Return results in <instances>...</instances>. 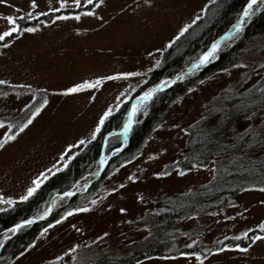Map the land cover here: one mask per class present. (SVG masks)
<instances>
[{
	"label": "rangeland",
	"instance_id": "1",
	"mask_svg": "<svg viewBox=\"0 0 264 264\" xmlns=\"http://www.w3.org/2000/svg\"><path fill=\"white\" fill-rule=\"evenodd\" d=\"M216 1L79 0L76 5L64 0L61 7V0H0V33L14 26L9 15L19 27L5 36L9 40L0 39V211L34 195L87 149L106 118L120 113V127L108 132L99 156L89 160L72 186L41 201L32 219L12 228L15 234L21 225L42 222L35 241L4 264H264V229L259 227L264 224L263 189L240 192L224 208L176 220L161 240L162 251L132 256L135 248L159 242L152 220L165 210V201L213 178L212 162L184 173H164L166 165L183 160L190 145L188 128L207 114L215 120L223 94L231 96L229 108L238 104L239 96L250 100L242 101L247 105L241 116L264 106L259 93L245 97L264 78V31L248 36L245 31L264 5L243 30L224 40L227 45L241 39L244 43L229 63L205 71L219 57L222 42L205 67L180 74L217 37L205 50L189 54L187 68L161 79L153 75L165 52L191 25L210 20ZM174 76V83L184 86L156 119L142 147L130 161L113 160L103 175L110 159L126 146L136 114L147 110L142 93ZM78 84L79 90L64 91ZM137 99L141 102L133 124L127 134L120 133ZM245 121L241 119L242 126ZM110 133L121 136V145L115 140L106 153ZM29 188H34L31 194ZM75 195L84 196L73 206L69 201ZM4 232L3 243L10 237L8 229ZM244 239L250 242L241 245Z\"/></svg>",
	"mask_w": 264,
	"mask_h": 264
},
{
	"label": "trees",
	"instance_id": "2",
	"mask_svg": "<svg viewBox=\"0 0 264 264\" xmlns=\"http://www.w3.org/2000/svg\"><path fill=\"white\" fill-rule=\"evenodd\" d=\"M245 2L247 0H217L216 4H213L215 11L210 20L203 25L200 24L202 22L191 25L189 31L185 32L165 52L162 67L159 70H154L153 75L169 77L185 69L189 54L205 50L215 38L226 32L237 19L239 11L244 8ZM245 31L247 36L264 31V7L253 16ZM10 38L12 37H5L4 41ZM242 40H238L233 45H227L225 41L222 44L224 47L222 46L223 48L219 50V57L205 71L221 68L229 63L234 54L244 48ZM183 86V82H175L171 87L158 92L148 103L145 102L144 107L147 110L143 111L141 108L140 113L136 114L126 146L110 159L103 175L106 174L116 158V162L132 160L138 149L142 147L145 136L156 119L169 104L173 95ZM256 86L251 88L249 93H245V97L252 96L251 98H253L258 93L264 96V78ZM239 97L241 99L237 102L238 104L229 108L228 104L232 103L229 101L231 96L223 94V102L216 105L219 107V113H216L215 120H209L213 119L214 115L207 114L204 119L188 128L190 145L182 158L183 160L166 165L164 173H170L173 170L184 173L190 169L205 167L212 162L213 178L208 183L193 186L183 195L165 201V210L152 220L160 234L159 242L155 240L135 248L132 256L143 258L146 253L162 251L163 237L170 232L169 230L176 220L184 216L190 217L195 211L224 208L229 204L231 198L240 192L250 189L264 190V106L258 107V111L253 108V111L250 110L241 116L242 109L250 100H245L242 96ZM243 100L247 103L243 104ZM144 113L146 114L144 115ZM119 114L117 112L106 118L87 149L75 157L63 170L48 178L34 195L23 201H15L9 209L0 211V238L5 234L6 229H8L7 234L10 235L4 243L0 241V245L3 243L0 250V264L18 256L35 241L41 230L42 222L21 225L15 234H13L12 228L20 221L32 219V214H35V208L41 201L49 200L53 193L65 191L72 186L74 181H71L85 169L89 160L94 156H99L104 137L108 132L112 128L120 127ZM241 119L246 120L245 126H242ZM116 124L119 125L113 127ZM120 137L119 134L113 133L108 137L106 153L115 146L112 145L115 140L118 142L116 145H121ZM82 196H72L70 204L75 206ZM239 242L242 243L241 245H246L250 240L244 239ZM192 250L194 249L192 248Z\"/></svg>",
	"mask_w": 264,
	"mask_h": 264
},
{
	"label": "snow or ice",
	"instance_id": "3",
	"mask_svg": "<svg viewBox=\"0 0 264 264\" xmlns=\"http://www.w3.org/2000/svg\"><path fill=\"white\" fill-rule=\"evenodd\" d=\"M84 2H85V3H91V0H84ZM32 3L35 4V0H32ZM73 3L76 4V5H79V0H73ZM254 3H256V0H248V3H247V5L245 6V10H244V16H248V15H250V9H251V7H252V5H253ZM61 7H64V0H61ZM28 18H31V17H28ZM77 18H79L78 15H77ZM7 20H8L12 25H14V26H13V27H10V28L8 29L7 32L0 33V39L4 38L5 36H9L11 33L16 32V31L19 30V27H18V25H17L16 19H15L12 15L7 16ZM241 26H242V25L239 24V23L236 24V25H234V32H235V31H238V30L240 29ZM185 27H187V26H185ZM28 30H29V31H33L34 29H28ZM183 30H184V29H181V31H183ZM230 35H231V33H225V37H228V36H230ZM218 45H219V42H218V41H217V42H214V43L212 44L211 48H210L208 51H206L205 53H203V55H202V56L200 57V59L197 61V64H199L200 62H207V60H208L212 55H214L216 49L218 48ZM193 67H195V65H193ZM117 75H120V76H127V75H131V73H119V74H117ZM97 82H99V81H97ZM83 83H84L85 85L91 86V85L89 84V82H87V81H84ZM161 83H163V82H161ZM159 86H160V85H157L156 87H159ZM80 87H81V85L78 84V85H74V86L71 87V88H66V89H64V91H65V92H73V91L79 90ZM153 91H154V89H149L148 91L142 93V95H143L145 98H148V97H150V96L152 95ZM134 108H135V106H134ZM37 111H39V109H37ZM35 114H36V113L33 112L32 115H35ZM104 115L107 116V115H108V112H105ZM102 121H103V117H101V122H102ZM21 127H23V125H21ZM126 127H127V126H126ZM97 128H99V125H97ZM0 146H2V145H0ZM157 175H159V173H157ZM33 191H34V188H29V189H28L29 194H31ZM23 198H24V197H21V199H23ZM72 211H73V212L81 211V209H79V208H73ZM122 211H123V209H122ZM66 215H67V213H66ZM61 219H63V217H61ZM259 227L262 228V229H264V224L259 225ZM241 235H244V234L241 233ZM257 238H259V237H257V236H254V237H253V239H257ZM225 247H229V245H225ZM234 247L239 248L240 245H239V244H236V245H234ZM217 250H219V249H217ZM69 251H71V249H69ZM182 255H184V253H182ZM197 255H198V254H197Z\"/></svg>",
	"mask_w": 264,
	"mask_h": 264
},
{
	"label": "bare ground",
	"instance_id": "4",
	"mask_svg": "<svg viewBox=\"0 0 264 264\" xmlns=\"http://www.w3.org/2000/svg\"><path fill=\"white\" fill-rule=\"evenodd\" d=\"M247 3H248V0H247V2H245V5H244V8H243V11L245 10V6L247 5ZM262 5H264V0H256V3H254L253 5H252V7H251V9H250V15H248V16H244V12H242V15L240 16V18L239 19H237L236 20V22H235V24L234 25H236V24H241L242 26L240 27V29L238 30V31H235L234 32V25H232L231 26V28L228 30V33H231V35L230 36H228V37H225L226 39H231V38H233V36L235 35V34H237L238 32H240L241 30H243V28L244 27H246V25H247V23H248V21H249V19H250V17H252L258 10H259V8H261V6ZM224 38V39H225ZM218 42H219V45H218V48L216 49V51H215V53L218 51V49L220 48V45H221V39L219 38V40H217ZM217 41H215V42H217ZM222 42H224V41H222ZM212 46V45H211ZM211 46H210V48H211ZM210 48H208L207 49V51L210 49ZM214 53V54H215ZM213 56V55H212ZM211 56V57H212ZM210 57V58H211ZM209 58V59H210ZM209 59L207 60V61H209ZM205 65H206V62H200L198 65H197V67L196 68H203V67H205ZM187 68V67H186ZM196 68H194V69H196ZM194 69L193 68H191V69H189L188 71L189 72H193L194 71ZM141 102V100L140 99H137V100H135L133 103H132V112L130 113V114H133V116L135 115V110H136V107H137V105H138V103H140ZM134 106H135V108H134ZM128 119H131V115H129L128 116ZM127 119V120H128ZM127 126V127H126ZM130 120H128L127 122H126V125H125V133L127 134L128 133V131L130 130ZM102 162H104L105 163V161L104 160H102Z\"/></svg>",
	"mask_w": 264,
	"mask_h": 264
},
{
	"label": "water",
	"instance_id": "5",
	"mask_svg": "<svg viewBox=\"0 0 264 264\" xmlns=\"http://www.w3.org/2000/svg\"><path fill=\"white\" fill-rule=\"evenodd\" d=\"M226 33H228V31H227ZM219 38H220V39L225 38V33H224L223 35H221ZM199 59H200V58H199ZM193 65H195V67H193ZM197 65H198L197 62L191 64V65L187 68L186 71H182L180 74H185V73H187V71H188L189 69H191V68H196ZM177 78H178V76L171 77L166 83H162V84H160L159 87H156V86H155V87L153 88V89H154L153 93H154L156 90L158 91V90H161L162 88H166V87L171 86ZM153 93H152V95H153Z\"/></svg>",
	"mask_w": 264,
	"mask_h": 264
}]
</instances>
